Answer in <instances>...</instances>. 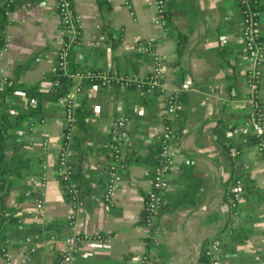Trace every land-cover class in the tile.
Returning a JSON list of instances; mask_svg holds the SVG:
<instances>
[{"label":"crops","instance_id":"0c3cea01","mask_svg":"<svg viewBox=\"0 0 264 264\" xmlns=\"http://www.w3.org/2000/svg\"><path fill=\"white\" fill-rule=\"evenodd\" d=\"M165 1L167 20L161 25L155 0H72L80 36L70 59L80 68L143 76L151 58L140 44L151 42L164 64V92L145 96L130 88L91 84L77 96L81 122L71 141L72 178L82 201L77 209L67 202L57 171L64 97L45 101L8 130L5 160L16 172L8 176L4 243L13 264H22L26 236L45 242L71 233L112 237L109 244L85 241L77 264H137L142 253L151 255L152 264H205L201 251L211 239L223 244L221 264H264V163L255 140L237 132L248 114V59L239 5L235 0ZM6 3L11 6L5 26L10 46L0 59V75L8 77L13 91L1 101L16 116L29 112L35 103L30 95L49 93L62 31L55 0H0ZM258 10L264 38V0ZM176 93L184 110L179 118L167 119L175 129L174 166L164 211L148 231L142 208L153 167L147 159L157 156L164 102ZM260 101L264 109V68ZM119 118L125 120L128 160L120 170L121 185L106 204V145ZM243 164L248 165L243 201L232 210L228 199ZM40 199L42 212L36 208ZM72 212L76 218L69 224ZM30 264H57L55 251L43 245Z\"/></svg>","mask_w":264,"mask_h":264},{"label":"built area","instance_id":"2783aa9c","mask_svg":"<svg viewBox=\"0 0 264 264\" xmlns=\"http://www.w3.org/2000/svg\"><path fill=\"white\" fill-rule=\"evenodd\" d=\"M239 5L242 21L241 38L248 59V95L244 104L248 109L247 116L239 122L237 132L244 136H250L255 140L257 154L264 163V109L260 101V83L264 68V38L260 29L259 0H235ZM128 1L125 4L128 5ZM154 8L156 21L165 25L168 14V6L165 0H155ZM55 9L62 31L57 50L55 52L56 71L65 72L68 69L71 47L78 42L80 36L79 19L73 9L72 0H55ZM10 46L9 37L5 33L4 42L0 48V59ZM140 47L149 53L151 58L150 71L143 76L134 73L117 74L114 70L100 68H78L72 77L74 83L68 94L64 97V123L61 135V143L57 157V171L63 183V192L69 205L77 209L82 206L78 195L76 182L73 181V165L71 163V141L77 126L75 114L77 96L85 93L88 85L96 84L103 87L117 86L121 89H134L145 96L161 94L164 92L163 73L164 64L153 49L151 42H143ZM8 77L0 75V101L5 87L8 85ZM56 85V82H53ZM184 105L179 99V94L170 95L164 102V115L166 120L158 137V157L152 170L149 188L143 198L142 222L143 227L150 231L164 211V194L168 189L169 176L174 166V154L172 144L175 138V129L167 119H176L182 115ZM125 120L116 119L112 129V139L106 145L109 153L107 165V181L102 195L104 203L109 204L114 199L115 191L120 187L122 176L120 170L127 163L128 157L123 151V128ZM46 147V144L43 145ZM242 173L234 178L230 191L228 204L234 210L243 201L244 182L246 181L248 165H242ZM39 212L43 210V201L36 203ZM1 216V214H0ZM75 213L69 216V224L75 221ZM112 237L103 233H71L59 237L50 236L45 242L33 240L30 236L24 238L25 248L20 255L22 264H30L39 248L48 245L55 251L57 264H77L76 256L81 245L85 241L97 240L106 244ZM223 244L218 239H211L203 245L201 256L205 264H221ZM3 264H13V254L6 243L0 248ZM137 264H152L151 255L142 253L136 256Z\"/></svg>","mask_w":264,"mask_h":264},{"label":"trees","instance_id":"16d2710c","mask_svg":"<svg viewBox=\"0 0 264 264\" xmlns=\"http://www.w3.org/2000/svg\"><path fill=\"white\" fill-rule=\"evenodd\" d=\"M11 10V6L9 3H6L5 5H0V48L3 45L4 37H5V26L7 23V14ZM143 50V49H142ZM144 51V50H143ZM79 67L74 63L70 57H69V63H68V69L65 72H53L50 75L51 80V87L48 94L45 95H30V101L35 100V103L31 105L32 107H29L28 113H20L16 116H11L9 111L7 110L5 104L3 101H0V248L1 245L6 240V220L8 219L7 210L5 208V197L7 196V184H8V176L15 173L16 169L13 168L11 165L7 164L5 160V148H6V140H7V134L8 130L14 127H17L23 118L25 114H32L33 112L36 113L39 111V109L42 107V105L45 103V101H53V100H59L60 98L65 97L70 87L72 86V77L74 72ZM53 82H56V85H53ZM13 91L12 85L10 82L5 87V90L3 92V97ZM3 100V99H2ZM75 114L77 116V124L80 121L81 117L79 119V113L77 112V109H75ZM158 143H157V156L154 157L153 155L148 156V162L149 165L154 167L157 161L158 157ZM64 189V187L62 186ZM64 196H66L64 194ZM203 260V258L201 259Z\"/></svg>","mask_w":264,"mask_h":264}]
</instances>
